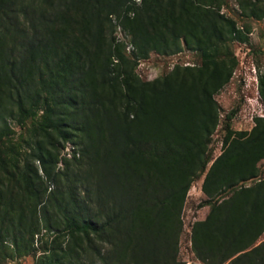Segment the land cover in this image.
<instances>
[{"label":"trees","instance_id":"trees-1","mask_svg":"<svg viewBox=\"0 0 264 264\" xmlns=\"http://www.w3.org/2000/svg\"><path fill=\"white\" fill-rule=\"evenodd\" d=\"M244 12L264 17L252 0ZM219 0H0V247L42 253L36 264H184L181 210L203 175L207 216L191 228L204 264H264V116L229 132L212 158L218 124L214 94L230 72L215 54L240 39ZM115 20L130 42H114ZM183 46L204 63L141 80L151 51ZM264 102V72L259 76ZM38 103L53 117L23 164L6 145L8 118ZM22 121V120H20ZM56 140H59L56 142ZM58 145L60 147H58ZM15 156V155H14ZM61 162V166L58 164ZM210 163V164H209ZM209 164V165H208ZM50 238H48V237ZM1 253V250H0Z\"/></svg>","mask_w":264,"mask_h":264},{"label":"rangeland","instance_id":"rangeland-1","mask_svg":"<svg viewBox=\"0 0 264 264\" xmlns=\"http://www.w3.org/2000/svg\"><path fill=\"white\" fill-rule=\"evenodd\" d=\"M140 1L136 0L137 3ZM252 1L264 9V0ZM219 2L221 4L220 12L234 21L236 29L240 32V39L221 45L215 54L219 61L225 63L230 72V77L214 94L219 119L208 145L212 158L221 152L223 138L227 133L250 132L255 125V118L264 116V102L259 91V76L264 72V17H254L244 12L239 0H219ZM112 22L115 24L112 28L105 24L104 29H108L114 42H124L126 45L125 53L128 55L131 49L128 37L114 19ZM203 63L204 57L201 53L183 46L181 51L174 54L149 52L146 58L138 60L134 71L141 80L153 81L163 78L173 70H177L179 73L195 71L189 69H197ZM51 106V104L38 103L23 119L16 113L8 118L5 146H13V148L10 147L12 153L8 152L12 160H16L17 155L20 154V165L23 164L26 155L30 152L31 143L36 139L40 140L44 148H47L53 155H56L57 151L60 152L59 157L69 158L72 155L74 145L70 141L65 142L60 151L43 141V129H50L46 122L53 117ZM58 141L56 140V142ZM58 147L60 146L58 145ZM257 165L260 177L263 178L264 158ZM59 166H61V162L58 164ZM202 180L203 175L192 182L181 210L183 230L179 237L178 257L184 264H204L195 258L191 248L192 225L196 221L203 220L209 212L208 205L199 206L201 201L205 199L201 190ZM263 240L264 232L255 244ZM34 245L36 251L26 256L12 252V246H8V248L4 246V251L0 247V264H36V259L43 252V242L39 241L38 235L34 238Z\"/></svg>","mask_w":264,"mask_h":264}]
</instances>
